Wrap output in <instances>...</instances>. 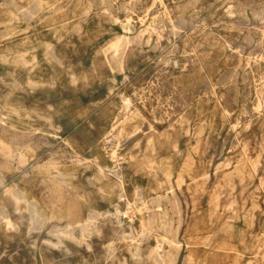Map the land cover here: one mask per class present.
Wrapping results in <instances>:
<instances>
[{"label":"rangeland","instance_id":"rangeland-1","mask_svg":"<svg viewBox=\"0 0 264 264\" xmlns=\"http://www.w3.org/2000/svg\"><path fill=\"white\" fill-rule=\"evenodd\" d=\"M173 241L264 264V0H0V264Z\"/></svg>","mask_w":264,"mask_h":264},{"label":"bare ground","instance_id":"bare-ground-1","mask_svg":"<svg viewBox=\"0 0 264 264\" xmlns=\"http://www.w3.org/2000/svg\"><path fill=\"white\" fill-rule=\"evenodd\" d=\"M129 21V20H128ZM130 22V21H129ZM122 28L123 29H128V23L127 24H123L122 25ZM122 38H120L121 39V41H123V42H128L129 41V37H127L126 36V34H123L122 36H121ZM116 52V54L117 55H119L118 54V52H119V50H116L115 51ZM127 99V98H126ZM128 102L130 103V101H128V100H124V105H125V107L126 108H128L129 106H128ZM261 103V102H260ZM129 109H130V107H129ZM260 109V108H259ZM137 117V114H133V113H128L127 114V116H124V117H122L121 119H117V120H114L112 123H111V128L109 129V131L108 132H110L109 134H110V136H112V132L114 131V130H116L117 131V134H116V136H118V138L120 137V135L122 134V133H126V132H130L131 130V118H136ZM132 130H133V128H132ZM109 136V135H108ZM109 139V138H108ZM106 141V140H105ZM109 142V141H108ZM104 144V143H103ZM9 153V152H8ZM114 153V152H113ZM113 153H112V155H113ZM115 154V153H114ZM22 157V156H21ZM115 171V170H114ZM152 178V177H151ZM155 179V178H154ZM159 183V182H158ZM160 184H161V182H160ZM162 185V184H161ZM120 186H121V190H120V192H119V199H121V200H123V198H125L124 197V194H122V192H123V185H122V183H120ZM157 187H159V186H157ZM156 187V188H157ZM133 189V188H132ZM140 195V194H139ZM137 197V196H136ZM140 200V199H139ZM127 202V201H126ZM139 202V201H138ZM135 203V202H134ZM137 203V202H136ZM142 203H143V201H142ZM128 204L130 205V202H129V200H128ZM133 205V204H132ZM145 206V205H144ZM126 208H127V206H126ZM160 208V207H159ZM134 209V208H133ZM125 215H128L129 214V212L128 211H124L123 212ZM178 243L176 242H174L173 241V243H170V249L168 250V251H166L165 250V247H163V246H161V245H159V246H157L156 247V249L154 250V253H155V255H156V258H159V260H160V262L161 263H164V264H166L168 261H170V262H174L175 260H176V257H177V254L179 253V250H180V246L179 245H177ZM180 256V255H179ZM179 259V258H178ZM176 262V261H175ZM169 263V262H168Z\"/></svg>","mask_w":264,"mask_h":264}]
</instances>
